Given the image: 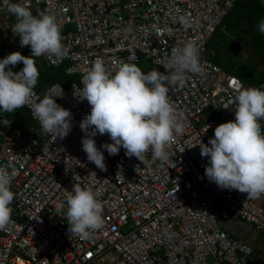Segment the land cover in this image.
<instances>
[{"label":"built area","instance_id":"2783aa9c","mask_svg":"<svg viewBox=\"0 0 264 264\" xmlns=\"http://www.w3.org/2000/svg\"><path fill=\"white\" fill-rule=\"evenodd\" d=\"M238 0H31L33 15H53L61 27L65 55L40 56L38 70L68 63V84L53 82L34 88L39 102L54 85L63 97H54L72 114L69 134L52 141L31 109L23 107L33 122L20 127L15 116L0 110V167L10 176L14 193L11 221L0 230V264H264V197L249 199L236 190L221 189L204 175L207 157L200 155V139L207 144L214 128L234 121L233 102L240 83L264 90L238 78L212 59L207 41ZM0 0V34L7 38L1 59L13 51L31 55L11 31L16 18L11 3ZM264 9V0H258ZM180 15L195 22L181 25ZM195 42L200 47L202 75L186 73L185 85L173 87L169 96L182 114L183 134L166 151L169 160L141 162L125 150L105 157L106 171L89 162L82 149L79 124L90 112L80 99L82 77L100 58L109 73L123 63L144 73L156 69L172 72L174 48ZM22 62L12 68L22 69ZM77 96H76V95ZM35 124V125H34ZM211 125L205 132V126ZM264 133V121H261ZM100 148L109 137H94ZM83 165V166H81ZM73 186L91 189L103 202L104 226L87 239L70 235L66 201ZM214 202L221 205L216 213ZM245 230L247 240L231 234L225 224Z\"/></svg>","mask_w":264,"mask_h":264},{"label":"clouds","instance_id":"9594fccd","mask_svg":"<svg viewBox=\"0 0 264 264\" xmlns=\"http://www.w3.org/2000/svg\"><path fill=\"white\" fill-rule=\"evenodd\" d=\"M8 11L16 18L11 31L20 37L21 47H30L31 55L13 51L0 59V110L12 113L27 106L52 141L63 139L71 131L72 114L54 99L63 97L61 84L54 85L39 102L33 100L39 77L34 58L65 55L61 27L53 15H33L31 0L11 3ZM178 21L185 26L195 22L187 15H180ZM258 30L264 34V19ZM20 62L22 69L13 72L12 68ZM171 64L172 72L153 69L144 73L135 64L123 63L111 74L104 61L97 58L83 75L80 99L87 100L90 112L79 124L84 133L81 144L87 160L101 171L107 170L101 148L109 155H117L123 148L126 156L141 162L149 152L153 160H169L166 149L184 131L182 114H178L169 92L185 85L186 73L203 74L200 47L189 42L174 48ZM233 102L234 121L218 124L207 144L200 139L187 148L199 145L200 155L208 158L204 175L210 182L258 200L264 197V90L240 83ZM209 127L205 126V132ZM97 134H106L111 143H102L98 148L94 139ZM13 200L9 172L0 167V230L11 221ZM65 204L70 235L87 240L103 228L104 205L91 189L73 186L71 192H66V201L57 203V212L63 211ZM52 264H59V257H54Z\"/></svg>","mask_w":264,"mask_h":264},{"label":"trees","instance_id":"16d2710c","mask_svg":"<svg viewBox=\"0 0 264 264\" xmlns=\"http://www.w3.org/2000/svg\"><path fill=\"white\" fill-rule=\"evenodd\" d=\"M264 19V9L259 4L258 0H238L232 9L224 16L219 27L215 29L209 40L207 41L208 51H213L212 59L220 64L225 70L236 75L238 78L247 81L253 85L259 84L264 80V34L258 30L259 22ZM233 38L227 44L239 45L242 40V35L246 34L253 41V50L257 54L256 62L246 63L248 73L244 72L243 66L233 67L232 64L226 67L223 65L222 47L226 44V38ZM258 59V60H257ZM250 60V56L248 58ZM222 61V62H221ZM229 64V61H226ZM68 63H63L57 67H45L39 71V77L35 88L49 85L53 82H60L66 85L73 79L70 75L65 73ZM245 66V67H246ZM246 74V75H245ZM9 115L15 116L16 124L20 127H25L32 124L30 118L26 115L23 108L17 109ZM225 224V228L231 233L240 236L247 240V233L245 230H240L239 227Z\"/></svg>","mask_w":264,"mask_h":264},{"label":"rangeland","instance_id":"374dc122","mask_svg":"<svg viewBox=\"0 0 264 264\" xmlns=\"http://www.w3.org/2000/svg\"><path fill=\"white\" fill-rule=\"evenodd\" d=\"M229 36L231 37L226 38V44L223 45L221 50L223 52V54L221 55L223 61L221 62L223 63V65H226V67H237L243 65L246 66V63L250 64V62L252 61L255 63L257 54L253 50V41L251 40V38H249L246 34H243L241 43L239 45H233L230 43L227 44L231 40V38H233L232 35L229 34ZM249 56L250 60H248ZM226 61H229V64H227ZM231 64L232 66H229ZM245 66H243L242 68H244V72L248 73V67ZM212 205L216 213L221 211V205H219L218 202H214V204Z\"/></svg>","mask_w":264,"mask_h":264},{"label":"crops","instance_id":"0c3cea01","mask_svg":"<svg viewBox=\"0 0 264 264\" xmlns=\"http://www.w3.org/2000/svg\"><path fill=\"white\" fill-rule=\"evenodd\" d=\"M8 42L4 35L0 34V59L3 56L5 49L7 48Z\"/></svg>","mask_w":264,"mask_h":264}]
</instances>
